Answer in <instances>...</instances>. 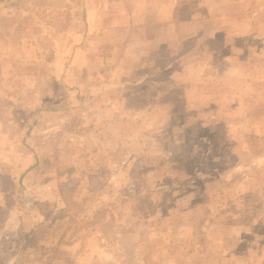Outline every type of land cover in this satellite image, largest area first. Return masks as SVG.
I'll use <instances>...</instances> for the list:
<instances>
[{
    "label": "rangeland",
    "instance_id": "obj_1",
    "mask_svg": "<svg viewBox=\"0 0 264 264\" xmlns=\"http://www.w3.org/2000/svg\"><path fill=\"white\" fill-rule=\"evenodd\" d=\"M153 3L0 0V264H264V0Z\"/></svg>",
    "mask_w": 264,
    "mask_h": 264
},
{
    "label": "crops",
    "instance_id": "obj_2",
    "mask_svg": "<svg viewBox=\"0 0 264 264\" xmlns=\"http://www.w3.org/2000/svg\"><path fill=\"white\" fill-rule=\"evenodd\" d=\"M154 1L155 3H153L152 5L158 9L156 14H158V19L160 22H166L167 20H171L172 17L174 16L175 9L178 6H180L179 5L180 0H154ZM140 2L144 3L145 0H140V1L136 0L137 4H139Z\"/></svg>",
    "mask_w": 264,
    "mask_h": 264
}]
</instances>
